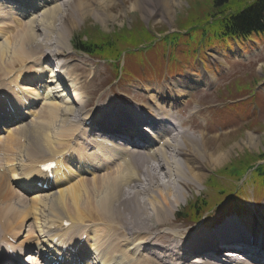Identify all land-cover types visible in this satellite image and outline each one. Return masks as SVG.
Returning a JSON list of instances; mask_svg holds the SVG:
<instances>
[{"label": "bare ground", "instance_id": "1", "mask_svg": "<svg viewBox=\"0 0 264 264\" xmlns=\"http://www.w3.org/2000/svg\"><path fill=\"white\" fill-rule=\"evenodd\" d=\"M9 1L0 3V122L10 119L0 127V264L6 256L26 264L24 250H38L37 264L39 253L55 256V264H250L235 258V252L247 249L243 245H252L259 254L255 264H264V222L258 217L237 212L221 224L211 220L205 229L189 227L186 233L172 227L188 191L204 184V168L221 165L229 150L207 140L206 133L192 136L183 127L191 115L173 116L174 109L183 112L186 86H159L153 105L140 102L141 107L100 98L88 112L91 102L83 90L93 86L96 73L88 76L81 64L72 66L77 75L67 62L54 65L51 58L69 47L77 16L87 7L103 11L109 3L24 0L23 9ZM170 1L164 3L168 13ZM12 19L18 25L10 31L6 24ZM91 118V129L85 128L81 122ZM140 123L151 129L141 135L148 139L140 146L144 150L115 136L104 138L103 130L90 134L95 125L135 142ZM256 140L249 132L247 143L253 146ZM71 150L75 157H59ZM53 158L58 166L50 179L41 166ZM75 177L78 186L63 187ZM168 225L171 231L161 233ZM9 246L16 259L5 249ZM203 253L209 258L200 257Z\"/></svg>", "mask_w": 264, "mask_h": 264}, {"label": "rangeland", "instance_id": "2", "mask_svg": "<svg viewBox=\"0 0 264 264\" xmlns=\"http://www.w3.org/2000/svg\"><path fill=\"white\" fill-rule=\"evenodd\" d=\"M4 1L7 2L0 0V3ZM98 1H107L108 8L95 13L90 11V7L85 8L83 13L77 16V25L72 30L68 49L63 55L51 58L54 65L67 62L76 75L78 71L72 66L80 64L87 70L88 76L96 73L93 86L83 90L84 99L91 102L86 108L87 111L90 112L95 105L101 103L100 98L123 107L135 101L138 105H141L140 102L153 105L151 96L159 86H168L170 89H177L179 86V90L186 86L189 96L183 97L180 100L183 103L179 105L183 112L179 114L174 109L173 116L187 118L191 115L192 122L183 127L192 136L199 138L206 133V139L213 141L214 145L217 144L220 149L226 151L229 149L225 162L218 167L204 168L208 174L204 184L193 188L192 191L187 190L188 199L176 210L179 219L173 220L172 227H178L180 233L188 232L189 227L202 226V229H205L204 223L214 220L216 224H221L226 219L237 216V212H245L246 216L258 217L264 222V217L261 218V212L264 211V190L260 189L256 182V171L251 170L243 178L236 179L230 178L222 170L228 163L245 154L256 156L264 151V34L239 44L234 41L229 44L216 42L209 47L205 44L201 31L187 33L193 21L205 17V11L208 10L205 6L209 0H171L169 13L164 4L165 0ZM21 2L26 4L24 0ZM9 3L18 6L17 8L23 5L17 0H10ZM63 8L65 9L64 6ZM17 25L18 22L14 24L13 19L8 20L6 24L10 31ZM91 27H99L105 33L132 27L134 30L149 27L154 37L150 36L144 40L136 51L126 49L120 62L99 60L78 51L73 44L74 37L79 33L91 34ZM172 33L173 39L165 37ZM27 62L29 61L25 64ZM33 63L36 65V61L30 62L31 65ZM54 69L58 68L55 66ZM148 88L152 90L149 91ZM131 98L135 101H131ZM171 98L170 95L166 101L170 102ZM78 107V99H75L73 108L77 113ZM194 111L198 112L191 113ZM3 125L4 123L0 122V126ZM87 127L91 129L90 125H85V128ZM97 132V129H93L90 134L96 136ZM249 132L257 137V144L253 146L246 141ZM106 133L104 138H117L114 132ZM117 142L128 144L119 139ZM235 143L239 145L233 147ZM257 165L264 166V162L260 161ZM92 177L91 174L88 175L91 182L94 178ZM212 178L219 181V187L211 186ZM70 184L78 186V178L75 177L63 187ZM31 195L28 193V197ZM198 198L207 199L209 206L207 212L195 220L184 213ZM168 227L171 226L162 228L161 233L170 232ZM26 233L27 230L24 234ZM228 249L224 252L229 251ZM33 251L35 250L27 251L25 255ZM256 258L257 255H253L248 259L250 264H255L258 260Z\"/></svg>", "mask_w": 264, "mask_h": 264}, {"label": "trees", "instance_id": "3", "mask_svg": "<svg viewBox=\"0 0 264 264\" xmlns=\"http://www.w3.org/2000/svg\"><path fill=\"white\" fill-rule=\"evenodd\" d=\"M205 7H208L205 17L193 21L187 33L201 31L204 36L203 40L209 47L216 42L229 44L234 41L239 44L264 34V0H209ZM90 29H92L91 34L79 33L74 37V47L99 60L114 62H120L126 49L131 48L136 51L144 40L150 36L154 37L149 27H143V30H134L133 27L119 29L113 33H105L99 27ZM173 35L174 33L165 37L173 39ZM260 161L264 162V151L256 156L245 154L228 163L222 170L230 178L236 179H241L249 171L254 170L256 171V182L259 188L264 190V166L257 165ZM217 181L212 178L211 186L219 187V181L218 184ZM208 206L207 199L198 198L188 207L184 215L198 220L203 213L207 212Z\"/></svg>", "mask_w": 264, "mask_h": 264}]
</instances>
